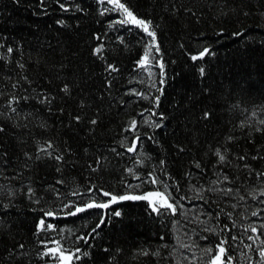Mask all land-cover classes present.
Segmentation results:
<instances>
[{"label":"trees","instance_id":"1","mask_svg":"<svg viewBox=\"0 0 264 264\" xmlns=\"http://www.w3.org/2000/svg\"><path fill=\"white\" fill-rule=\"evenodd\" d=\"M120 2L0 0V264H264V0Z\"/></svg>","mask_w":264,"mask_h":264},{"label":"snow or ice","instance_id":"2","mask_svg":"<svg viewBox=\"0 0 264 264\" xmlns=\"http://www.w3.org/2000/svg\"><path fill=\"white\" fill-rule=\"evenodd\" d=\"M108 2L112 3L118 10H120L123 13L124 19L121 20L120 23H122V24H133V25L139 26L140 28L143 29L144 32H146L152 38V45L155 46L156 34H155L154 31H151L150 30L151 21H146L144 19L138 18L133 13V11H131L130 8L125 5V3L120 2V0H108ZM8 51L9 52H12L13 49L9 48ZM96 51L99 52L100 49H97ZM156 51H159V49L156 48ZM208 52H209V49L208 48H205L203 51H201L199 53V56H193L192 59L193 60H196V59L202 58ZM150 55H151V49L146 50L145 56L142 57L141 60L138 62L139 66L146 65L148 63V58H149ZM160 67H161V74H163V64H161ZM203 72H204V70H203V68H201V74L202 75H203ZM161 82H163V81H161ZM64 91L67 92V86L65 87ZM13 99H15V98H13ZM158 99L159 98H157V101H158ZM9 106H11V101L9 102ZM12 111H16V109L13 108ZM204 115H205V118H207L208 113L205 112ZM76 119L78 120L79 117H76ZM262 122H264V121H262ZM92 123H96V121L93 120ZM135 125H136V122L133 120L131 122V126H132L133 129L135 128ZM156 127H159V125H156ZM0 130H2V129H0ZM50 148H52L51 143H49L46 148H41L40 151L45 152V153H48V149H50ZM135 148H136V145L134 143L127 150L129 152H132V151L135 150ZM48 154L51 155V153H48ZM216 154H217V156H219L220 161H224L225 160V156L224 155H221L219 150H217V153ZM56 159L57 160H60V159H62V157L57 156ZM240 159H244V157H240ZM198 166L199 165H197V167ZM261 175H264V173H261ZM225 179H227V177H225ZM151 183L158 184V183H160V180L157 177H153L151 179ZM213 183H215V181H213ZM129 187H136V188H138V187H140V185H136V186L129 185ZM166 187L167 186L165 185V188ZM260 194L261 195H264V192H261ZM103 195L105 197H110V200L108 202H105V203H89L85 207L86 208L97 207V208H105L106 209V208H108L110 206V204H115V203H118L120 201H127V200H149V204L152 207V211L153 212L159 213L160 208H166V209L170 210L173 215H175L176 212H177L176 205H174L173 203H169V200L171 198V194L170 193H167L166 191L165 192L156 191V192L148 193L146 195H131V194L118 195V194H112L110 192H106L105 191V192H103ZM150 197H156L157 199L155 200V202H153L151 199H149ZM233 207H235V206H233ZM84 210H85V208L78 207V208H76V211L75 212H71L69 214L70 215H76L77 213L83 212ZM45 215L52 216L53 213L51 211H48V212L45 213ZM114 215L117 216V217H119L121 215V213L119 211H116L114 213ZM252 215L255 216V215H257V213L256 212H253ZM103 222L104 221L101 220V223H103ZM40 225L41 226L44 225V221L43 220L40 221ZM47 227L48 228H51L52 225L49 224V225H47ZM97 227H99V225H97ZM250 227H251V231L252 232H256L257 231V229L255 227H252V226H250ZM262 227H264V225H262ZM232 239H236V238L233 237ZM249 239H252V237H249ZM225 243H226V241L221 240L220 241V244L217 245L218 251L212 257L211 264H225V261L222 259L225 256V253H226V248L224 247ZM55 251L56 250H52V249L49 250V252H52V253H54ZM79 251H80V249H77V252H79ZM211 251H212L211 249H205V252H211ZM47 254L48 253H45V255H47ZM259 254H260V256L262 258H264V249H261V251H260ZM84 255H87V253H84ZM75 258L76 259H79V256H76ZM72 259H73V256H71V255H64L63 251H61V254H60V264H69V262ZM227 264H231V257H228Z\"/></svg>","mask_w":264,"mask_h":264},{"label":"rangeland","instance_id":"3","mask_svg":"<svg viewBox=\"0 0 264 264\" xmlns=\"http://www.w3.org/2000/svg\"><path fill=\"white\" fill-rule=\"evenodd\" d=\"M64 255H70V254H68V253H64Z\"/></svg>","mask_w":264,"mask_h":264}]
</instances>
